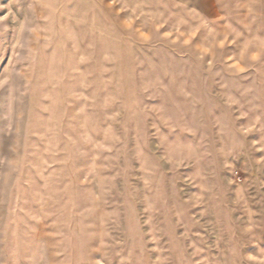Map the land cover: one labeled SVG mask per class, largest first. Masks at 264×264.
<instances>
[{"label": "rangeland", "instance_id": "rangeland-1", "mask_svg": "<svg viewBox=\"0 0 264 264\" xmlns=\"http://www.w3.org/2000/svg\"><path fill=\"white\" fill-rule=\"evenodd\" d=\"M0 264H264V0H0Z\"/></svg>", "mask_w": 264, "mask_h": 264}]
</instances>
